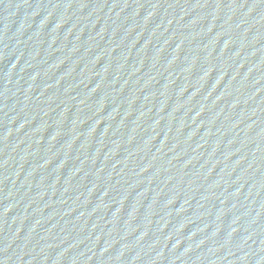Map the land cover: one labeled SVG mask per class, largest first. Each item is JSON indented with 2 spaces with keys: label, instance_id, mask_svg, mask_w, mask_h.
Instances as JSON below:
<instances>
[{
  "label": "water",
  "instance_id": "95a60500",
  "mask_svg": "<svg viewBox=\"0 0 264 264\" xmlns=\"http://www.w3.org/2000/svg\"><path fill=\"white\" fill-rule=\"evenodd\" d=\"M0 264H264V0H0Z\"/></svg>",
  "mask_w": 264,
  "mask_h": 264
}]
</instances>
